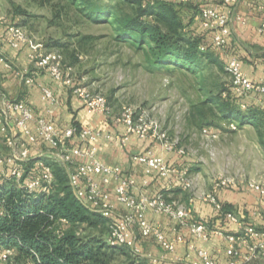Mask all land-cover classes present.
I'll list each match as a JSON object with an SVG mask.
<instances>
[{"label": "built area", "instance_id": "built-area-1", "mask_svg": "<svg viewBox=\"0 0 264 264\" xmlns=\"http://www.w3.org/2000/svg\"><path fill=\"white\" fill-rule=\"evenodd\" d=\"M155 1L157 0H149L151 3ZM191 1L173 0L177 4H187ZM208 1L212 3H201L193 15V20L210 35L209 40L200 44V50H213L226 46L231 33L232 8L239 0ZM215 1H220L225 8H221ZM259 7L264 11V3L259 4ZM237 18L245 21L242 16ZM0 26L3 28L4 40L12 48L27 47L28 60L35 70L47 72L58 85L71 90L88 112H98L114 123L124 126L123 131L110 133L72 123L59 131L50 117L35 115L33 108L26 102L8 100L0 94V133L9 149L8 153L0 154V183L11 179L30 192L49 194L53 190L56 178L52 164L40 158L33 159L30 155L32 145L37 144L41 139L53 149L51 158L65 167L68 183L75 196L85 206L109 220L107 241L110 245L125 246L134 255L142 256L137 244L139 236L155 239L165 252H173L177 244L186 243L188 251L183 257L176 258L174 264L186 262L219 264L208 250L197 247L193 239L211 241L215 236H222L226 241V264H264V228H258L251 222H244L233 211L225 209L218 198L220 189H238L239 182L227 176H219L209 190L196 193L189 167L172 164L163 158L164 152H174L181 156L190 154L188 149L181 145L179 137L169 139L165 131L153 128L148 122V111L145 109L136 111L130 106L123 105L118 113H113L104 94L77 82L74 65L65 63L61 52L44 50L33 43L26 29L16 21L0 16ZM258 31L264 34V19L260 22ZM0 60L25 83L34 82V72L29 67H14L2 56ZM224 69L230 77V86L236 95L240 97L253 95L258 104L264 108L263 80L248 77L237 56H231L225 62ZM41 90L42 99L50 107L60 102L58 95L50 87L41 85ZM9 121L13 122L12 126L8 125ZM31 123H34V129L31 128ZM229 125L231 129H237L234 121ZM212 131L211 126L201 129L204 136L217 137ZM20 135L24 138L22 139ZM131 135H136L139 139L160 142L162 147L160 153H155L152 147H149L144 152L133 155V158L144 165V173L147 176L157 172L160 177L169 181L175 178L176 184L183 190L190 191L186 199L169 197L164 191L152 196L141 194L136 197L131 192L133 181L123 175L122 168L119 165L102 162L97 157L98 139H112L124 147ZM74 137L79 139V143L69 144ZM27 162L30 166L26 169ZM97 176L101 177V183L96 179ZM112 180L116 182L114 197L104 188V185ZM147 181L144 179L145 183ZM246 184L264 200V182L251 177L246 180ZM197 199L211 204L221 217L229 223L236 224L239 230L229 231L214 224L205 216L196 217L194 204ZM117 204L123 205L126 210L117 213ZM147 211L166 215L174 221V235L167 236L159 224L151 222L146 217ZM65 221V218L60 219V222ZM182 229H186L187 233ZM192 251L195 252L194 258L191 257ZM15 254L14 247L3 248L0 250V263L19 264L14 260ZM147 258L148 264L159 263L156 257ZM27 264L35 263L27 261Z\"/></svg>", "mask_w": 264, "mask_h": 264}, {"label": "rangeland", "instance_id": "rangeland-1", "mask_svg": "<svg viewBox=\"0 0 264 264\" xmlns=\"http://www.w3.org/2000/svg\"><path fill=\"white\" fill-rule=\"evenodd\" d=\"M84 11L82 0H0V16L21 24L31 41L42 49L61 52L65 63L74 65L77 82L104 94L113 113L123 105L136 111L145 109L153 128L165 131L169 139L179 137L190 152L187 157H196L208 171L211 186L219 176L239 182V190L249 188L246 180L251 177L264 182V123L259 129L250 127L225 136L228 141L221 139L218 131H212L217 134L215 138L204 136L201 129L209 126H200L201 121L192 123L193 127L188 124L193 107L230 84L219 49L212 50L216 60L202 58L201 66L195 70L172 64L154 66L147 63L148 44L138 45L116 36L113 16L95 20ZM88 34L97 38H77ZM209 115L206 117L216 118ZM218 121L217 117L213 123ZM8 151L0 136V154ZM44 160L54 167L61 165L52 158ZM193 181L195 190L196 180ZM82 226L104 239L108 237L109 220L94 227ZM113 263L148 264L131 251L115 253Z\"/></svg>", "mask_w": 264, "mask_h": 264}, {"label": "crops", "instance_id": "crops-1", "mask_svg": "<svg viewBox=\"0 0 264 264\" xmlns=\"http://www.w3.org/2000/svg\"><path fill=\"white\" fill-rule=\"evenodd\" d=\"M209 2L212 3V1L208 0H192L190 3L178 5L179 13L183 20L186 23L189 22L188 29L190 32L202 36L206 40H209V33L198 22L193 20V15L201 3ZM215 2L221 8H225L220 1ZM261 3H264V0H239L233 6L229 40L225 47L218 49L221 52V57L225 58V62L231 56H237L241 60L242 69L248 77L264 81V34L258 31V26L264 19V11L259 7ZM237 16H242L245 21L239 20ZM77 38L88 41L96 39L97 36L88 34ZM27 51V47L15 49L7 44L3 38V28L0 26V56L11 62L14 67H29L34 72L35 79L31 84L25 83L0 60V94L5 99L26 102L33 108L35 115L50 117L59 131H62L72 123L110 133L124 130L122 124H116L98 112H88L83 107L81 100L73 95L68 88L58 85L47 72L35 70V67L28 60ZM147 63L150 64L149 60ZM147 63L143 62L142 65ZM41 85L50 87L58 95L60 102L57 105L50 107L42 99ZM239 103L242 110H246L248 107H255L264 111V108L258 104L253 95L241 97ZM49 108H51L50 111L48 110ZM188 121L190 127H193L192 123L197 124V121L194 122L190 119V112ZM233 121L237 125V130L231 129L229 125L231 121L229 122L225 119H220L216 124L210 126L213 131H218L221 139L226 141H228L226 137L235 134L236 131L240 132V130H247L250 127L255 128L251 123L236 122V119H233ZM8 125L12 126L13 122L9 121ZM30 126L34 129V123H31ZM0 136H2L1 133ZM20 137L24 138L23 135H20ZM78 143L79 139L77 137L69 141L71 145ZM246 144L244 142V145ZM96 146L97 157L102 162L119 165L122 168L123 175L132 179L133 187L131 192L134 196L138 197L141 194L152 196L160 191H164L169 197L180 199H186L189 195L188 191L183 190L175 183V178L169 181L160 177L157 172L150 176L145 175L144 165L133 158V155L142 153L149 147H152L155 153H160L162 147L159 141L139 139L136 135H131L124 147L120 146L117 141L106 138L98 139ZM52 150L49 145L39 139L37 144L32 145L30 155L33 159L40 158L44 160V158H51ZM163 158L172 164L189 167L191 175L196 180V193L207 191L211 188L210 175L196 157L164 152ZM219 160L222 161L221 158ZM96 179L101 183L100 176H97ZM144 179L148 180L147 183L144 182ZM115 184L116 182L112 180L109 184L104 185V188L110 192L112 197L115 195ZM218 198L224 206H229L228 209L237 214L244 222H251L258 228H264V200L255 191L250 188L241 190L222 188L219 190ZM125 210L123 205L117 204V213ZM194 214L196 217L205 216L211 219L214 224L222 226L226 230H239L236 224L229 223L221 217L211 204L205 203L200 199H197L194 204ZM146 217L151 222L159 224L167 236L174 235V221L166 215L147 211ZM182 231L187 233L186 229H182ZM193 241L197 247L208 250L219 264H226V241L222 236H215L211 241H202L195 238ZM137 244L141 249L142 258L147 263H149L147 257L153 256L159 259L158 264H174L176 258L183 257L188 251L186 243H179L173 252H165L155 239L140 236ZM191 257H195L194 251L191 252Z\"/></svg>", "mask_w": 264, "mask_h": 264}, {"label": "trees", "instance_id": "trees-1", "mask_svg": "<svg viewBox=\"0 0 264 264\" xmlns=\"http://www.w3.org/2000/svg\"><path fill=\"white\" fill-rule=\"evenodd\" d=\"M111 1L82 0L84 12L95 20L113 16L118 38L148 44L151 65L172 64L195 70L201 66L202 58L216 60L211 49L200 50L206 39L190 32L189 22L179 13L181 4L160 0ZM240 98L230 84L221 87L192 108L190 119L201 121L200 126L214 124L217 117L229 122L236 119L259 129L264 123V111L255 107L242 110ZM207 114L216 118H208ZM29 166L27 162L25 168ZM53 169L56 182L49 194L30 192L11 179L0 183V250L14 247V260L19 264H114L115 253H130L127 247L110 245L107 239L82 226L94 227L108 219L75 196L63 165ZM224 208L229 210V206ZM61 218L66 221L60 222Z\"/></svg>", "mask_w": 264, "mask_h": 264}]
</instances>
